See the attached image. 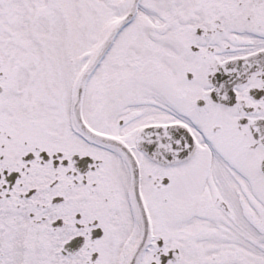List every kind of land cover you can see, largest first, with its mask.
I'll return each mask as SVG.
<instances>
[{"label":"snow or ice","instance_id":"6c2138e0","mask_svg":"<svg viewBox=\"0 0 264 264\" xmlns=\"http://www.w3.org/2000/svg\"><path fill=\"white\" fill-rule=\"evenodd\" d=\"M0 264H264V0H0Z\"/></svg>","mask_w":264,"mask_h":264}]
</instances>
